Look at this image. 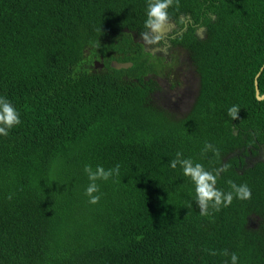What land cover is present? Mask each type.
I'll list each match as a JSON object with an SVG mask.
<instances>
[{
    "label": "trees",
    "instance_id": "16d2710c",
    "mask_svg": "<svg viewBox=\"0 0 264 264\" xmlns=\"http://www.w3.org/2000/svg\"><path fill=\"white\" fill-rule=\"evenodd\" d=\"M161 21L201 49L185 116L155 95ZM262 67L264 0H0V264H264V159L238 155Z\"/></svg>",
    "mask_w": 264,
    "mask_h": 264
},
{
    "label": "flooded vegetation",
    "instance_id": "af4514ba",
    "mask_svg": "<svg viewBox=\"0 0 264 264\" xmlns=\"http://www.w3.org/2000/svg\"><path fill=\"white\" fill-rule=\"evenodd\" d=\"M191 23V26L195 27L197 37L202 41L206 40L208 35L206 26ZM188 29L187 21L183 25L174 21L165 22L162 28L155 25L150 36L142 40L144 50L159 66L154 76L157 82L156 98L163 107L178 116L189 114L200 97L203 86V75L200 70L201 49L192 47L193 43L189 45L186 36ZM205 52H208V49ZM244 150L245 147L238 155L246 163L264 159V149L261 146H250L249 155L244 153Z\"/></svg>",
    "mask_w": 264,
    "mask_h": 264
},
{
    "label": "water",
    "instance_id": "95a60500",
    "mask_svg": "<svg viewBox=\"0 0 264 264\" xmlns=\"http://www.w3.org/2000/svg\"><path fill=\"white\" fill-rule=\"evenodd\" d=\"M164 23L165 22H163V21L158 22L156 24V26L160 25V28H162V27H164ZM95 64H96V66H104V64L103 63H100L99 61H96ZM112 66L114 68H117V69L131 68L133 66V62H119V61H116L115 60V61L112 62ZM263 69H264V67H262L261 71L257 74V76H256V82H255L256 83V94H257V97L260 100L264 99V94L263 95L260 94L258 78H259V76H260V74H261V72H262Z\"/></svg>",
    "mask_w": 264,
    "mask_h": 264
}]
</instances>
